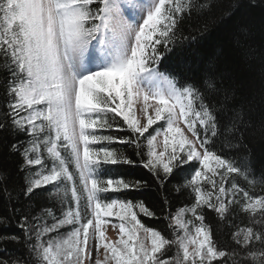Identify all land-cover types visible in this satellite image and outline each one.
I'll use <instances>...</instances> for the list:
<instances>
[{
    "label": "snow or ice",
    "instance_id": "obj_1",
    "mask_svg": "<svg viewBox=\"0 0 264 264\" xmlns=\"http://www.w3.org/2000/svg\"><path fill=\"white\" fill-rule=\"evenodd\" d=\"M212 6L210 0H0L3 147L20 157L23 195L31 199L51 185L49 195L60 204L21 212L23 236L5 233L0 243H22L29 257H12L5 248L0 264H264V195L241 185L264 184L245 144L257 127L264 134V122L252 124L250 106L238 102L236 85L215 67L198 82H181L158 67L178 42L195 39L178 35L184 19ZM141 100L144 124L135 114ZM122 125L128 136L103 134L123 131ZM160 136L163 151H157ZM115 143L134 145L161 185L185 165H198L182 185L193 202L164 217L169 234L141 222L140 214L156 216L143 201L106 195L146 186L101 171L134 163ZM0 189L11 200L6 170H0ZM233 206L259 214L252 224L261 227H237L229 249L213 239L204 210L228 221ZM106 217L119 221L112 224L116 239L106 235ZM10 223L0 217V225Z\"/></svg>",
    "mask_w": 264,
    "mask_h": 264
},
{
    "label": "trees",
    "instance_id": "obj_2",
    "mask_svg": "<svg viewBox=\"0 0 264 264\" xmlns=\"http://www.w3.org/2000/svg\"><path fill=\"white\" fill-rule=\"evenodd\" d=\"M212 8L202 15H193L191 19L185 18L180 24L178 35L183 37L193 36L195 39H182L173 50L167 53L159 63L161 72L174 74L178 80L183 82H198L206 69L210 66L223 72L225 76L236 85L238 102L243 101L250 106L248 118L254 126L264 122V0H210ZM207 31L201 32L204 25ZM241 29H246L242 34ZM240 41L241 47L237 41ZM251 53L245 55V50ZM3 76L0 74V115L5 106ZM118 121L121 119L116 118ZM157 125L149 129L155 134ZM123 131H105L103 134L125 137L130 133L126 125H122ZM148 133H145V137ZM11 139V137H9ZM146 145V139L141 138ZM4 134H0V170L8 173V187L12 192L11 200L0 189V217H11V223L5 228L0 225V235L5 233L23 236L17 218L23 214L32 215L38 213L44 207H51L59 200L49 193L52 186L39 189L28 199L22 193L25 184L24 176L18 170L20 157L9 156L3 147ZM245 144L257 174L264 172V134L258 127L246 137ZM113 148L127 155L133 164L105 165L101 171L110 170V175L115 178L145 181L146 186L139 190H128L122 193L106 194L111 198L143 201L156 213L155 217L149 218L140 214L139 219L147 227H153L166 235L170 233L168 220L164 219L169 213H174L179 207L190 205L193 197L189 190L182 187L185 176L193 168V164L185 165L184 170L174 171L166 179L163 185L157 181L153 174L142 165V157L137 155L134 145L115 143ZM146 147L144 151H146ZM236 153H230V155ZM243 155L244 153H238ZM70 170L75 169L70 165ZM181 190L177 191V186ZM241 185L248 188L250 194L264 195V184L256 183L254 189L241 180ZM70 198V195H69ZM17 211H13V209ZM205 223L211 226L213 239L220 247L231 249L235 247L231 240V233L237 227L254 226L259 229L261 225H253L252 220L260 219L259 214L252 217L244 213L238 206H233L229 213L228 221H220L217 214L209 209L204 210ZM54 234V233H53ZM259 247V245H257ZM7 248L8 255L12 257L28 258L29 253L22 243H0V252ZM31 264H36L31 260ZM218 264V262H214Z\"/></svg>",
    "mask_w": 264,
    "mask_h": 264
},
{
    "label": "rangeland",
    "instance_id": "obj_3",
    "mask_svg": "<svg viewBox=\"0 0 264 264\" xmlns=\"http://www.w3.org/2000/svg\"><path fill=\"white\" fill-rule=\"evenodd\" d=\"M126 15H127V13H126ZM149 103L150 104H154V101L150 100ZM142 107H143V103H142V100H141V102H139L138 104L135 105V114H136L137 118L141 121V124H144V123H146V118L144 117V114L141 111ZM149 113L150 114H154L153 109L150 108L149 109ZM163 124H164V122L160 121L157 124H155V126L157 125L156 128L159 129ZM180 126L183 127L182 124ZM162 140H163L162 136L158 137V139H157V145H158L157 146V151H163ZM186 218L187 219H191L192 218L191 214H188L186 216ZM105 219L110 221V223L106 226V235L110 239H116L117 238V233H118V228L114 230L113 227H112V224H118L119 223L118 219L116 217H106ZM63 231H65V230L62 229L61 232H63ZM52 235H55V233L52 234Z\"/></svg>",
    "mask_w": 264,
    "mask_h": 264
}]
</instances>
